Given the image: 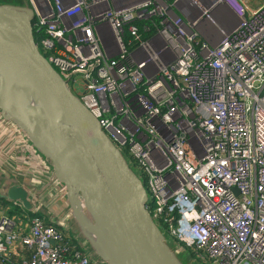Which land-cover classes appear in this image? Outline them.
Returning a JSON list of instances; mask_svg holds the SVG:
<instances>
[{"label": "built area", "instance_id": "1", "mask_svg": "<svg viewBox=\"0 0 264 264\" xmlns=\"http://www.w3.org/2000/svg\"><path fill=\"white\" fill-rule=\"evenodd\" d=\"M252 1L28 0L39 49L141 179L182 262L264 264V0ZM12 184L34 216L0 200V264L25 248L23 264H99L62 245H89L67 189L0 113V190Z\"/></svg>", "mask_w": 264, "mask_h": 264}, {"label": "water", "instance_id": "2", "mask_svg": "<svg viewBox=\"0 0 264 264\" xmlns=\"http://www.w3.org/2000/svg\"><path fill=\"white\" fill-rule=\"evenodd\" d=\"M35 17L29 7L0 4L1 115L50 161L82 235L101 242L106 264H184L152 220L141 179L40 51ZM0 200L33 208L18 184L0 190Z\"/></svg>", "mask_w": 264, "mask_h": 264}, {"label": "trees", "instance_id": "3", "mask_svg": "<svg viewBox=\"0 0 264 264\" xmlns=\"http://www.w3.org/2000/svg\"><path fill=\"white\" fill-rule=\"evenodd\" d=\"M25 2L26 0H15V1L6 0L5 4L24 6ZM148 24L152 25L151 23ZM38 36H45L44 30L35 34L36 40H38ZM6 214L9 217L14 218L19 227L25 228L29 226L28 223L21 221L15 214L11 212H7ZM176 243L179 247L183 246V244H181L178 241ZM62 245L70 247L69 254H74L77 251L81 250V248H83L76 241L69 238H65L64 241L62 242ZM34 254H35V249L25 248L23 250H16L8 254L7 256L3 257L1 260V264H23L25 261L30 262Z\"/></svg>", "mask_w": 264, "mask_h": 264}, {"label": "rangeland", "instance_id": "4", "mask_svg": "<svg viewBox=\"0 0 264 264\" xmlns=\"http://www.w3.org/2000/svg\"><path fill=\"white\" fill-rule=\"evenodd\" d=\"M5 1L6 0H0V3L1 4H5ZM15 1V0H14ZM253 4H257L258 1L257 0H253L252 1ZM29 3H28V0H26L25 2V5L24 7H29ZM222 13L220 15H216L215 16V19L219 22V27L220 28H228V29H231L232 28V21L234 20V15L231 11L227 10V9H224L221 11ZM216 36H212V39L213 41H218L220 39V35H219V32L216 33ZM200 41H204L203 37L200 36L198 38ZM41 51V50H40ZM42 52V51H41ZM4 207H11L14 211H17V212H21L22 209H21V205L19 203H16V202H12V201H4ZM25 212L29 215V216H34L32 212L28 211V210H25ZM183 256V259H184V263L186 264H192V262L188 259V256H185L184 254H182Z\"/></svg>", "mask_w": 264, "mask_h": 264}, {"label": "crops", "instance_id": "5", "mask_svg": "<svg viewBox=\"0 0 264 264\" xmlns=\"http://www.w3.org/2000/svg\"><path fill=\"white\" fill-rule=\"evenodd\" d=\"M4 180L6 181V179H4ZM50 208H53V207H50ZM55 208H57V207L55 206ZM55 208H53V209H55ZM44 212H45L46 217L49 216V212H50L49 209L44 211ZM56 215H58V214H56ZM77 230L82 234V232H81L82 229L80 230L78 228ZM85 237L89 240V238L87 236H85ZM85 237L83 236V240L89 244V241ZM81 250L87 251L89 253L90 257L93 259H96L99 264H106V262L103 260L104 247L98 239L95 241L93 246L91 244H89L86 247H83Z\"/></svg>", "mask_w": 264, "mask_h": 264}]
</instances>
